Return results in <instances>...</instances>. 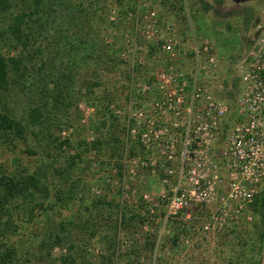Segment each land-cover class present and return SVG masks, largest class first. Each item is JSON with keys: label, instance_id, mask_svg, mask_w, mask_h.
Returning <instances> with one entry per match:
<instances>
[{"label": "built area", "instance_id": "built-area-1", "mask_svg": "<svg viewBox=\"0 0 264 264\" xmlns=\"http://www.w3.org/2000/svg\"><path fill=\"white\" fill-rule=\"evenodd\" d=\"M163 1L178 0H155ZM108 19L124 25L119 59L141 66L149 58L155 63L152 77L133 80L125 99L113 106L125 121L126 137L143 151L122 160L120 200L134 202L145 217L141 229L158 238L170 220L182 219L190 233L181 237L184 245L205 244L252 222L253 202L264 190V28L232 106L213 91L217 60L208 39L192 38L194 63L187 72L173 63L182 44L174 22L163 19L149 0H139L122 16L111 8ZM164 58L167 64L161 66ZM78 109L80 122L86 123L93 107L79 102ZM70 131L63 129L61 135ZM92 157H98L94 150ZM147 177H157L162 188L136 197L132 183ZM107 182L116 183L110 177ZM196 208L206 209L198 225ZM123 244L130 241L123 239Z\"/></svg>", "mask_w": 264, "mask_h": 264}, {"label": "trees", "instance_id": "trees-1", "mask_svg": "<svg viewBox=\"0 0 264 264\" xmlns=\"http://www.w3.org/2000/svg\"><path fill=\"white\" fill-rule=\"evenodd\" d=\"M117 3L121 4L122 0H117ZM165 3L169 2H162ZM169 4L172 8L184 10L182 0ZM105 6V0H0V138L12 150L18 147V142L26 140L27 133L44 142L41 153L23 150L38 155L33 168L21 165L19 158L15 160L13 171L0 163V264H95L87 258L86 249L89 240L96 236L102 238L108 252L102 255L104 260L98 264H114V240L119 228L129 227L132 231L145 220L139 208H129L125 212L118 209V212L102 195L95 198L87 194L80 195L76 204L78 206L67 219L59 218L56 214L74 205V197L80 193V180L72 178L80 155L69 153V139H60L54 132L55 128L60 130L73 124L68 120L71 105L76 110L77 102L83 100L94 106L100 115L97 123L91 121V126L97 132L96 138L87 143L98 156L110 143H114L112 152L121 157L119 148L124 145L126 125L111 131L112 126L118 125V118L109 109L108 97L97 92L96 88L100 84L97 80L89 82L86 75H81L76 79V92L71 95L69 84L74 76L71 72H63V68L61 75L56 76L54 59L49 60V65L42 61L38 66L29 67V62L41 51L38 47L33 48L31 41L39 34L37 28L43 26L44 19L51 15V11H57L54 18L59 26L54 28L55 37L58 35L56 39L69 45L67 51H72L68 40L71 28L78 26L77 36L80 37L82 32L90 33L93 23L99 25L107 21ZM214 8L210 1L201 0V11ZM235 13L240 12L233 9L221 13V16ZM51 37L54 38L52 34ZM58 40L53 47L58 46ZM113 45V42H106L105 37H95L90 45H78L77 49L84 51L82 58L86 59L85 63H92L88 67L96 75L99 71H111L120 63L118 48ZM153 50L154 47L150 46V51ZM231 86L228 88L226 84L224 92L218 96L233 101L239 90L238 79H234ZM20 93L24 94L22 99L25 103L23 109L16 112L10 101L13 94ZM62 110L65 111L66 121L61 127L54 115ZM107 121H111L108 127ZM53 151L55 156L51 153ZM59 156L64 158L63 164L57 163ZM116 166L121 174L122 162L118 161ZM253 211L260 215L261 227L256 240L240 239L239 257L243 255L246 264H260L264 233V190L255 198ZM200 213V209L196 208L193 219ZM36 214L42 216L40 231L34 236H27L21 243L12 242V237L16 236L23 223L22 218L25 216L26 222H30ZM174 221H178L181 233L186 232L180 218L170 220L168 226ZM236 230L228 232L236 233ZM55 248L60 249L58 255L53 254ZM154 248L153 239H148L141 247L150 252ZM130 252H134V249Z\"/></svg>", "mask_w": 264, "mask_h": 264}, {"label": "rangeland", "instance_id": "rangeland-1", "mask_svg": "<svg viewBox=\"0 0 264 264\" xmlns=\"http://www.w3.org/2000/svg\"><path fill=\"white\" fill-rule=\"evenodd\" d=\"M138 1L122 0V3L118 4L117 0H105L106 22L99 25L93 23L91 26L93 30L88 34L80 32L81 37L77 36L78 26L71 28L68 40L72 46V49L70 46L72 51H67L69 45H65L59 38V40L56 39L58 35L55 37L54 28H56L58 22H56L54 15L57 14V11H51V15L44 19L43 26L37 28L39 34H36L35 40L31 41L33 48L38 47L41 51H38L32 58L29 62V67L38 66L42 61L49 65V60L54 59V74L56 76L61 75L62 68L63 72H71L74 76L69 84L71 95L76 92L75 86L78 84L76 79L80 78L81 75H86V80L89 82L97 80L100 83L96 88L97 92H101L105 97H108L110 101L108 106L113 112V106L119 105L120 101H123L127 96L130 83L133 80H145L148 76L152 77L155 63L149 58L141 66L132 62H124L120 59V63L111 71H99L95 75L90 71L91 67H88L92 63L88 61L85 63L86 59L82 58L84 51L81 48L77 49V47L78 45H90L95 37H105L106 42H113L115 48H120L122 46L124 25L120 19L116 23L111 22L108 19V12L111 8L116 7L122 16L127 10L134 8ZM149 1L152 6L156 7L163 19L174 22L175 33L182 41L179 57L173 62L176 67L189 72L194 63L191 48L192 38L194 37L197 40L208 39L211 50L217 60V67L214 72L215 78L212 82L213 91L217 95L222 94L226 84L228 88H232V81L238 79L239 90L236 97L233 101L227 98L232 106H234L236 98L243 87L241 79L242 70L255 52L256 41L261 30L264 28V0H222L221 3L217 0H205L213 4L214 10H218L216 13L213 9L201 11V0H182L184 10L172 8L169 3L162 4L161 2L158 4L155 0ZM193 9L198 10L193 11ZM233 9L240 13L227 17L221 16V13ZM51 34L54 38L51 37ZM56 40H58V46L53 47ZM146 46L150 49L152 45L148 43ZM166 64L167 61L164 58L160 62V65L164 66ZM29 70L31 71V69ZM29 80H31L30 76ZM20 95L13 94V98L10 101V105L16 112H20L25 103L24 99H22L24 94L20 93ZM149 98L150 96H147L146 99ZM79 102L90 105L83 100ZM79 102H77L76 110L74 105H71L69 108L68 120L73 124L68 126L71 127L68 136L61 135V130L68 127L61 128L60 130L55 128L54 130L55 135L59 136L60 139H69V153H79L80 155V161L72 175L73 179L80 180V193H77L74 197V205L71 204L70 207L57 211V217L67 219L72 216V211L75 209V206H78L76 204H78L79 197L82 194H87L89 197L94 198L102 195L107 201L112 203L114 210L118 212L119 210L125 212L129 208H138L133 205L134 202L127 203L120 200V187L117 183H119L121 174L117 171L116 163L118 161L122 162L123 159L133 155H142V149L124 135V145L119 148L121 157L116 156L112 152L114 143H110L109 147L102 150L100 156L93 158L92 148H89L87 143L89 144V142L96 138L97 132L91 126V121L97 123L100 115L97 114L94 106H92L93 111L90 112L86 123H81L82 114L78 109ZM63 113H65L64 110L59 113L56 112L54 115V119L61 124V127L66 121L65 114ZM113 114L115 113L113 112ZM116 117L118 118V125L112 126L111 131H117L125 124L121 116L116 115ZM234 120H236V117L232 113L230 121ZM110 122L107 121V127ZM90 130L93 131V138L89 134ZM102 131L105 132V129ZM43 145V141L27 133L26 140L18 142V147L12 150L0 138V163H3L9 171H13L16 167L15 160L19 158L21 165L33 168L38 155L28 154L23 150L31 149L41 153V146ZM51 153H53V156L56 155L54 151ZM57 159V163H64L62 156H59ZM108 177L116 183L107 182ZM132 188L137 197L143 191L158 193L162 185L157 177H147L144 181L133 182ZM95 189L98 192H95ZM83 201L86 200L83 199ZM202 211L203 213L194 217V222L197 225L200 224L201 216L205 213L206 209L203 208ZM22 220L23 223L19 227L16 236L12 237V242L21 243L20 241H25L27 236H34L33 234L38 233L42 227V216L39 214H36L30 222H26L28 220L25 216ZM178 221H174L170 226L166 225L159 238L158 233L143 231L141 229V225L144 222L132 231L129 227L126 229L119 228L114 240V264H237L238 262V264H246L243 255L240 256L241 258L239 257L240 239L242 237V239L256 240V234L261 227L260 215L254 212L252 222L237 229L236 233L224 232L223 234L211 237L205 244H201V241L198 240L193 241L192 245H184L181 242V237L190 233L188 230L181 233L178 230ZM137 233L141 235L140 240L136 238ZM123 239H128L130 245L125 246ZM148 239H153L155 242V248L152 252L141 249ZM105 246L106 244L102 241L101 237L96 236L89 240L86 253H88L87 258L90 259L91 263L98 264L102 259L104 260L102 255L108 253ZM138 248L139 250H137ZM131 249H134V252L131 253ZM59 252V248L53 250L54 255H58Z\"/></svg>", "mask_w": 264, "mask_h": 264}, {"label": "water", "instance_id": "water-1", "mask_svg": "<svg viewBox=\"0 0 264 264\" xmlns=\"http://www.w3.org/2000/svg\"><path fill=\"white\" fill-rule=\"evenodd\" d=\"M235 1H239V0H235ZM260 264H264V233H263V239H262V248H261Z\"/></svg>", "mask_w": 264, "mask_h": 264}]
</instances>
